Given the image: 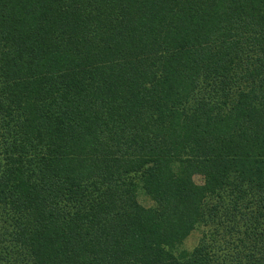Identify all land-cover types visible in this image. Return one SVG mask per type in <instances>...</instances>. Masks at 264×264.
Segmentation results:
<instances>
[{"label": "trees", "instance_id": "1", "mask_svg": "<svg viewBox=\"0 0 264 264\" xmlns=\"http://www.w3.org/2000/svg\"><path fill=\"white\" fill-rule=\"evenodd\" d=\"M0 264H264V0H0Z\"/></svg>", "mask_w": 264, "mask_h": 264}, {"label": "rangeland", "instance_id": "2", "mask_svg": "<svg viewBox=\"0 0 264 264\" xmlns=\"http://www.w3.org/2000/svg\"><path fill=\"white\" fill-rule=\"evenodd\" d=\"M197 181H200L199 177L195 178ZM141 202L143 204H147V200L145 198H141ZM200 237V231L196 230L195 232H193L185 241L184 243V247L187 249H191L198 241Z\"/></svg>", "mask_w": 264, "mask_h": 264}]
</instances>
